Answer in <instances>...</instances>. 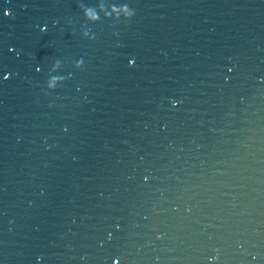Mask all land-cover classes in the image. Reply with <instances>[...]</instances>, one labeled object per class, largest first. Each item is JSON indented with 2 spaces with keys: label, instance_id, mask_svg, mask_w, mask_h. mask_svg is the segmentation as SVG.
<instances>
[{
  "label": "water",
  "instance_id": "1",
  "mask_svg": "<svg viewBox=\"0 0 264 264\" xmlns=\"http://www.w3.org/2000/svg\"><path fill=\"white\" fill-rule=\"evenodd\" d=\"M0 264H264V0H0Z\"/></svg>",
  "mask_w": 264,
  "mask_h": 264
},
{
  "label": "clouds",
  "instance_id": "2",
  "mask_svg": "<svg viewBox=\"0 0 264 264\" xmlns=\"http://www.w3.org/2000/svg\"><path fill=\"white\" fill-rule=\"evenodd\" d=\"M116 7H124L125 8V12H126V16L125 18L128 20H131L132 17L135 15L133 10H129L127 5H121V6H116ZM6 15H9V13H6ZM85 15L92 20H98V16H94L91 12H87L85 13Z\"/></svg>",
  "mask_w": 264,
  "mask_h": 264
}]
</instances>
